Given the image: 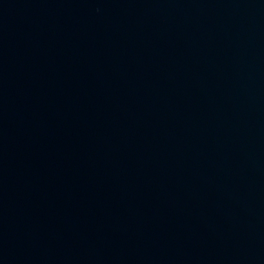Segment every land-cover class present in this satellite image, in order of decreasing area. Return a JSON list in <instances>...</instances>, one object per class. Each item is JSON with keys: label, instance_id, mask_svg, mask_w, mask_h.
<instances>
[{"label": "water", "instance_id": "obj_1", "mask_svg": "<svg viewBox=\"0 0 264 264\" xmlns=\"http://www.w3.org/2000/svg\"><path fill=\"white\" fill-rule=\"evenodd\" d=\"M0 264H264V0H0Z\"/></svg>", "mask_w": 264, "mask_h": 264}]
</instances>
